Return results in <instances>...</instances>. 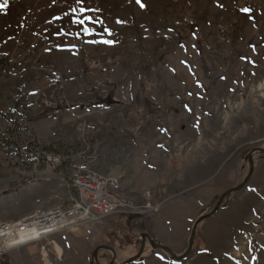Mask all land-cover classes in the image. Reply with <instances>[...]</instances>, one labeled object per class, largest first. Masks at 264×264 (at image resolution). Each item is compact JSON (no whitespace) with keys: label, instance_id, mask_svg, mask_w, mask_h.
Listing matches in <instances>:
<instances>
[{"label":"rangeland","instance_id":"rangeland-1","mask_svg":"<svg viewBox=\"0 0 264 264\" xmlns=\"http://www.w3.org/2000/svg\"><path fill=\"white\" fill-rule=\"evenodd\" d=\"M0 3V223L67 208L81 163L128 202L0 264H264V0ZM250 153L185 257L142 249L182 256Z\"/></svg>","mask_w":264,"mask_h":264},{"label":"built area","instance_id":"built-area-1","mask_svg":"<svg viewBox=\"0 0 264 264\" xmlns=\"http://www.w3.org/2000/svg\"><path fill=\"white\" fill-rule=\"evenodd\" d=\"M70 182L76 196L67 208L54 207L47 212L38 209L19 220L0 223V253L39 241L59 230L72 229L83 221L102 219L121 211L128 204L118 178L92 170L89 174H80L79 167L72 165ZM102 190H109V197H102ZM44 216H49L50 219ZM29 223L31 226L28 231L26 224ZM26 235L33 236L26 238L29 242L14 243L13 237L21 238Z\"/></svg>","mask_w":264,"mask_h":264},{"label":"water","instance_id":"water-1","mask_svg":"<svg viewBox=\"0 0 264 264\" xmlns=\"http://www.w3.org/2000/svg\"><path fill=\"white\" fill-rule=\"evenodd\" d=\"M261 150L264 151V149H261ZM249 158H250L251 169H250V171H249L247 177L244 179V181H243L240 185L235 186V187H232V188L228 189L227 191H225L223 194H221V195L219 196L218 201H217L216 205L214 206V208H213L210 212H208V213H206V214L200 216V217L195 221V223H194V225H193L192 232H191V236H190V239H189V242H188L187 250H186V252H185L182 256H176V255L174 254V252H172V250H170L169 248H167V247H165V246H163V245H160V244H155V243L151 240V238H150L148 235H144V236H143L142 249H143V245H144V240L147 238L148 241H149V243H150V245H151L152 247L160 248V249H162V250L168 252L169 254H171L172 256H174L175 258H183V257H185V256L191 251V249H192V245H193V240H194V235H195V231H196L197 223H198L201 219L213 215V214L217 211V209L219 208V206H220L221 202L223 201L224 197H225L228 193H231V192H234V191L238 190L239 188H241V187L247 182L248 178L250 177V175H251V173H252V169H253V157H252V154H251V153H250ZM98 249H99V247L96 248L95 251H94V256H95V258H96V251H97ZM139 253H140V252H139ZM138 255H139V254H137L136 256H134V257H132V258H130V259L124 261L122 264H126L127 262H130L131 260H134L135 257H137ZM112 262H113V258H112Z\"/></svg>","mask_w":264,"mask_h":264},{"label":"snow or ice","instance_id":"snow-or-ice-1","mask_svg":"<svg viewBox=\"0 0 264 264\" xmlns=\"http://www.w3.org/2000/svg\"><path fill=\"white\" fill-rule=\"evenodd\" d=\"M77 3L78 4H83V0H77ZM137 3L139 4L140 0H137ZM141 7H143V4H141ZM4 8H5V3H0V10H2ZM70 11L72 13H76L77 9L76 8H72V9H70ZM90 11H94V10L93 9L84 8V7H80L79 8V12L81 14H84V13H87V12H90ZM241 11H243L245 13H248V12L251 11V9L244 8V9H241ZM64 15L67 16L68 13H65ZM55 19H60V17H56ZM87 22L102 23L101 21L95 20L93 17L87 16V15H82V16L73 15L72 19H71V23L72 24H78V25H81V26L85 25ZM81 31L84 34L91 35L93 33L94 29L89 28V27H82ZM105 31H108V30L105 29ZM58 34H62V33H58ZM75 35L79 36L80 33L77 32V33H75ZM90 42H95V41H90ZM101 42L109 43V44L113 43V41H111V40H106V41H101ZM253 191H254V189H253Z\"/></svg>","mask_w":264,"mask_h":264},{"label":"trees","instance_id":"trees-1","mask_svg":"<svg viewBox=\"0 0 264 264\" xmlns=\"http://www.w3.org/2000/svg\"><path fill=\"white\" fill-rule=\"evenodd\" d=\"M125 54L126 52L124 50H114L110 53H107L105 55H102V56H99V57H91L90 60H93L95 63H108V62H111V61H115L118 59V57L121 55V54ZM84 59L81 57V62L83 63ZM1 62V60H0ZM124 63V61H123ZM24 129L27 128L26 125H23L22 126ZM55 134L57 133V131L54 132ZM56 141V140H55ZM36 145L41 147L42 149L47 146L45 144V142H36ZM59 148L57 150V154H60V155H64L66 153V150H67V147L66 145L62 142L61 145H59Z\"/></svg>","mask_w":264,"mask_h":264},{"label":"bare ground","instance_id":"bare-ground-1","mask_svg":"<svg viewBox=\"0 0 264 264\" xmlns=\"http://www.w3.org/2000/svg\"><path fill=\"white\" fill-rule=\"evenodd\" d=\"M75 167H79V173L80 174H89V172H90V168L85 163L78 164ZM108 176L114 178L113 176H110V175H108ZM102 197H109V190H102ZM44 218L50 219L49 216H44ZM26 226L29 227L27 229L29 231L31 224L30 223L26 224ZM29 236L33 237L32 235H26V236H23L21 238L13 237V241H14V243H23L24 244V243L29 242V241H26V238Z\"/></svg>","mask_w":264,"mask_h":264},{"label":"crops","instance_id":"crops-1","mask_svg":"<svg viewBox=\"0 0 264 264\" xmlns=\"http://www.w3.org/2000/svg\"><path fill=\"white\" fill-rule=\"evenodd\" d=\"M123 194V193H122ZM124 195V194H123Z\"/></svg>","mask_w":264,"mask_h":264}]
</instances>
